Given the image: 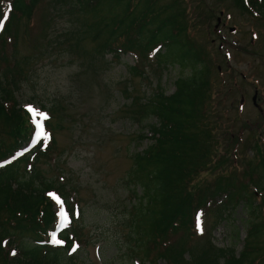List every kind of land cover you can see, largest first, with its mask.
<instances>
[{"label": "rangeland", "instance_id": "374dc122", "mask_svg": "<svg viewBox=\"0 0 264 264\" xmlns=\"http://www.w3.org/2000/svg\"><path fill=\"white\" fill-rule=\"evenodd\" d=\"M145 2L178 14L187 29L181 39L211 60L208 88L212 98L205 122L214 130L207 132L212 138H206L211 146L204 178L218 164L212 177L229 174L221 183L232 184L235 196L245 194L263 207L257 217L250 214L246 201H240L218 224L211 212L206 213L199 218L205 235L190 237L193 253L184 252L182 260L188 262L191 255V263L196 264L199 258H212L217 250L227 254L232 250L238 258L247 242L249 222L257 224L264 217V173L256 168L255 159L259 152L264 157V21L251 19L234 0H144L135 13ZM73 6L72 0H40L31 21L20 22L15 46L9 43L5 48L7 56L19 62L18 71L24 76L11 88L17 101L24 105L30 101L39 111L40 102L47 104L50 124L56 125L54 151L36 167L43 179L57 180L71 202L78 201L73 220L83 241L72 264H166L156 251L145 254L146 237L141 239L144 246H139L131 230L136 200L125 187L130 153L152 142L148 128L130 119V107L134 97L147 99L159 87L169 96L175 91L174 82L186 71L156 66L152 52L145 54L141 64L147 79L132 76L129 69L135 57L129 52L119 60L110 55L102 58L96 51L99 44L84 34L86 16ZM111 7L105 5L101 15L108 17L112 27L114 23L127 26L125 9ZM220 11L224 24L215 28ZM51 101L55 110L50 109ZM154 122V118L149 120ZM140 135L146 139H138ZM220 155L224 162L214 164ZM137 192L140 195L141 190ZM210 245L215 249L210 251ZM250 245H255L254 236ZM256 246H264V226ZM261 253L258 264H264V249ZM216 259L217 263L207 264L230 262L222 253Z\"/></svg>", "mask_w": 264, "mask_h": 264}, {"label": "trees", "instance_id": "16d2710c", "mask_svg": "<svg viewBox=\"0 0 264 264\" xmlns=\"http://www.w3.org/2000/svg\"><path fill=\"white\" fill-rule=\"evenodd\" d=\"M142 1L72 0L75 11L86 16L82 22L84 34H89L99 44L96 51L102 53V58L110 55L113 60H119L120 55L130 52L136 57V64L130 67L129 73L144 79L147 78L143 76L145 71L141 64L146 53L153 52L156 66H178L181 72L186 71L174 82L175 91L169 96L159 87L147 99L133 98L130 119L148 128L152 143L140 152L130 153L131 167L126 174L125 187L136 200L132 205L131 230L139 246L147 241L145 254L156 251L166 264H193L191 255L188 262L182 260V255L193 253L195 245H191L190 237L201 236L195 226L198 216L205 217L211 212L219 223L224 220L225 212L240 201H246L250 214L257 217L258 209L263 207L245 194L235 196L232 184L221 183L229 174L212 177L211 171L218 164L211 168L209 177L204 178L206 174L202 173L208 171L205 168L209 164L205 158L211 146L206 138H212L209 133L214 130L205 122L209 119L212 98L208 88L211 60L197 52L194 44L181 39L187 29L178 21V14L165 12L167 8L155 7L153 2H145L135 13ZM234 1L251 19L264 21V0ZM39 2L0 0V26L3 27L0 32V264H72L76 255L68 253L83 241L73 220L71 204L67 206L70 223L57 236L63 243L50 242L49 232L55 230L57 212L47 193L57 192L70 204L64 187L57 180L43 179L36 167L54 151L56 125L50 124L52 115L47 104L40 102V108L50 115L45 122L50 139L47 146L41 142L29 147L34 129L31 117L17 101L15 90H11L16 87L17 79L24 76L18 71L19 62L9 58L5 48L9 43L15 46L20 22L31 21ZM105 5L125 9L127 26L114 23L112 27L108 17L101 15ZM87 16L91 19L87 20ZM49 104L50 109L55 110V101ZM153 118L156 122L149 123ZM139 138L146 139L144 135ZM24 147L29 150L25 152ZM222 157L214 160V164L222 165ZM255 159L256 168L261 167L264 173L263 154L257 153ZM137 188L141 190L140 195ZM263 218L257 224L253 220L249 222L248 239L239 258H234L232 250L229 254L217 250L212 258H199L195 263H217L216 255L222 253L230 260L228 264H258L264 249V246H256L264 226ZM251 236H254L253 246ZM144 237L146 239L141 240ZM210 248V251L215 249L211 245ZM258 253H261L259 257Z\"/></svg>", "mask_w": 264, "mask_h": 264}, {"label": "snow or ice", "instance_id": "6c2138e0", "mask_svg": "<svg viewBox=\"0 0 264 264\" xmlns=\"http://www.w3.org/2000/svg\"><path fill=\"white\" fill-rule=\"evenodd\" d=\"M7 18V14H5V19ZM27 113L31 116V122L34 127V133L32 135L31 144L29 147H34L43 142L44 146H47V143L50 139L49 133L46 131L45 122L49 119L48 115L42 111L37 110L33 106H26ZM29 148H25L24 151H28ZM23 153H21L22 155ZM49 196L56 202L58 205V223L57 230L62 231L69 224V215L65 211L64 201L55 193H49ZM197 229L200 230V221L199 216L197 217ZM51 243L53 244H62L63 241L58 240L56 236V232L52 234ZM76 248H73L75 251Z\"/></svg>", "mask_w": 264, "mask_h": 264}, {"label": "water", "instance_id": "95a60500", "mask_svg": "<svg viewBox=\"0 0 264 264\" xmlns=\"http://www.w3.org/2000/svg\"><path fill=\"white\" fill-rule=\"evenodd\" d=\"M256 96L253 98V102H255Z\"/></svg>", "mask_w": 264, "mask_h": 264}]
</instances>
